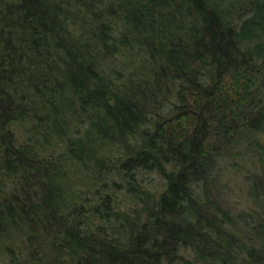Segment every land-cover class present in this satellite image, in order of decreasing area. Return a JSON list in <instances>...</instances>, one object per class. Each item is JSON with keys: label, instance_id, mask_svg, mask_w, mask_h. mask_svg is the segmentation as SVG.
Segmentation results:
<instances>
[{"label": "trees", "instance_id": "obj_1", "mask_svg": "<svg viewBox=\"0 0 264 264\" xmlns=\"http://www.w3.org/2000/svg\"><path fill=\"white\" fill-rule=\"evenodd\" d=\"M0 264H264V0H0Z\"/></svg>", "mask_w": 264, "mask_h": 264}]
</instances>
